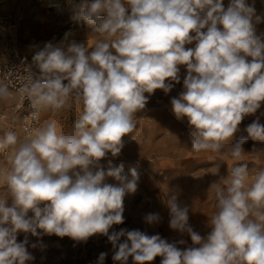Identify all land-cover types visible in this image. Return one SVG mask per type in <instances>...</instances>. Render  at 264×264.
I'll use <instances>...</instances> for the list:
<instances>
[{
  "label": "clouds",
  "instance_id": "9594fccd",
  "mask_svg": "<svg viewBox=\"0 0 264 264\" xmlns=\"http://www.w3.org/2000/svg\"><path fill=\"white\" fill-rule=\"evenodd\" d=\"M254 14L245 0H230L227 8L223 0H82L70 18L83 20L100 37L93 50L76 42L66 50L46 43L16 89L34 122L41 112L71 108V100L82 105L78 118L68 131L45 120L23 140L12 129L0 135V153L8 160L0 167L6 190L0 194V264L33 259L27 235L17 242L21 232L77 242L101 234L118 247L112 259L121 264L129 257L133 264H149L158 256L160 264H264V168L250 171L247 163H234L226 178L211 185L216 210L206 238L189 226L188 208L172 195L170 228L199 245L180 250L158 234L126 229L109 234L124 222V197L136 192L139 173L131 168L125 174L123 163L108 161L106 170L99 164L108 153L120 154L122 137L134 131L135 114L148 102L145 93L167 94L173 81L180 82V65L187 69L185 91L171 105L193 129L191 150L241 161L248 139L264 143L259 119L246 127L247 137L231 142L244 117L264 102V40L256 35ZM11 94L0 81V101ZM107 177L119 183H105ZM144 220L154 224L160 216L148 213ZM121 237L126 239L118 244ZM106 256L101 252L97 264Z\"/></svg>",
  "mask_w": 264,
  "mask_h": 264
},
{
  "label": "rangeland",
  "instance_id": "374dc122",
  "mask_svg": "<svg viewBox=\"0 0 264 264\" xmlns=\"http://www.w3.org/2000/svg\"><path fill=\"white\" fill-rule=\"evenodd\" d=\"M88 2L91 3L92 0ZM245 2L254 7L253 23L256 35L264 40V0ZM81 3L82 0H0V52L8 43H13L17 44L21 53L32 58L49 42L54 46H63L65 50L69 43L76 42L88 47L91 52V46L100 37L94 34L92 26L83 20L73 21L70 18ZM229 3L230 0H223L225 8ZM256 16L261 17L259 22L256 21ZM68 29L73 31L68 40L64 41V34ZM35 39L39 40V47L29 53L23 52V47ZM194 46L195 42L185 45L186 48ZM248 59L251 60L250 57ZM179 68L180 82L173 81L170 92L165 94L163 90L157 89L151 95L145 93L149 97L148 102L144 109L135 114L134 131L122 137L123 147L120 154L113 157L108 153L99 164L106 170L108 161H112L114 166L123 163L125 174L130 175L131 168H136L139 173L136 192L124 197V222L113 225L109 234L121 229L140 230L149 236L158 234L167 242L176 243L180 250H184L199 245H194L187 233L170 228L168 199L175 195L180 207L188 208L189 226L202 238H206L211 231L210 215L216 210L211 185L226 178L234 163H247L250 171L264 168V143L248 139L243 145L245 153L241 161H234L231 157L224 159L222 152L191 150L189 133L193 129L186 117H176L171 105V100L178 98L185 91L183 80L187 69L184 65ZM9 91L12 94L8 101H0V135L9 130L11 121L17 120L16 114L11 116V107L18 102L17 94L11 89ZM70 103L72 107L69 109L42 112V124L45 120H55L58 127L65 131L70 130L72 122L82 111V105L76 104L74 100ZM257 119L264 125V102H261V107L256 113L244 117L231 142L247 137L246 127ZM17 134L21 140L24 139L19 130ZM6 166L7 154L0 153V167ZM105 183L117 185L119 182L107 177ZM5 193L6 190L0 186V194ZM8 204H11L10 197ZM148 213H158L159 222L146 223L144 217ZM28 215L33 214L29 212ZM26 235L29 242L26 247L33 257L32 260L26 261V264H97L101 252L107 253L104 264H121L112 259L118 247L114 249L107 236L101 234L93 235L86 242H77L67 236H32L21 232L18 233L17 242H22ZM125 239L126 237H121L118 244ZM181 240L184 241L183 244L179 243ZM32 244H36V247H31ZM161 260L162 257L158 256L149 264H160ZM127 264H133L132 257H129Z\"/></svg>",
  "mask_w": 264,
  "mask_h": 264
},
{
  "label": "built area",
  "instance_id": "2783aa9c",
  "mask_svg": "<svg viewBox=\"0 0 264 264\" xmlns=\"http://www.w3.org/2000/svg\"><path fill=\"white\" fill-rule=\"evenodd\" d=\"M32 64L29 55L21 53L17 44L8 43L6 48L0 52V80L9 85V89L16 93L19 87L20 77L24 75ZM30 109L27 101H19L11 107V116L16 114L17 120L9 123V129L25 137L26 131L42 125V112L39 121H33L30 116Z\"/></svg>",
  "mask_w": 264,
  "mask_h": 264
},
{
  "label": "crops",
  "instance_id": "0c3cea01",
  "mask_svg": "<svg viewBox=\"0 0 264 264\" xmlns=\"http://www.w3.org/2000/svg\"><path fill=\"white\" fill-rule=\"evenodd\" d=\"M38 42H39L38 39H35L33 42H28L27 45L23 47V52L29 53L32 49L38 48L39 47Z\"/></svg>",
  "mask_w": 264,
  "mask_h": 264
},
{
  "label": "bare ground",
  "instance_id": "6f19581e",
  "mask_svg": "<svg viewBox=\"0 0 264 264\" xmlns=\"http://www.w3.org/2000/svg\"><path fill=\"white\" fill-rule=\"evenodd\" d=\"M72 31H73V29H68L67 31H65V34L66 33H69L70 34ZM65 34H64V37H65ZM68 38H69V36H68Z\"/></svg>",
  "mask_w": 264,
  "mask_h": 264
}]
</instances>
